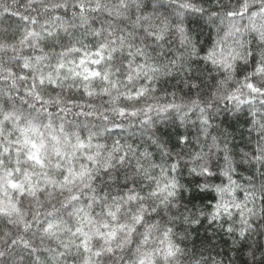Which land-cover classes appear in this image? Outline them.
Here are the masks:
<instances>
[{
  "label": "snow or ice",
  "instance_id": "snow-or-ice-1",
  "mask_svg": "<svg viewBox=\"0 0 264 264\" xmlns=\"http://www.w3.org/2000/svg\"><path fill=\"white\" fill-rule=\"evenodd\" d=\"M0 264H264V0H0Z\"/></svg>",
  "mask_w": 264,
  "mask_h": 264
},
{
  "label": "trees",
  "instance_id": "trees-1",
  "mask_svg": "<svg viewBox=\"0 0 264 264\" xmlns=\"http://www.w3.org/2000/svg\"><path fill=\"white\" fill-rule=\"evenodd\" d=\"M224 3L227 4L228 0H224ZM213 39H215V32L206 28L204 30L202 36H201L202 42L205 45H208L211 43V41ZM160 88L162 90L160 94H163L164 89H166L168 91H177V102H179V98L182 96L185 97V99H187L189 96H193V97L195 96V90H193L192 92H189L187 88H184L183 91H179L176 79L169 80L167 83H162L160 85ZM202 95H204V93H202ZM191 119L195 120V116L191 117ZM226 123H229V121H226ZM233 126L238 127L242 130L244 128L243 119H241L239 125H236L234 123ZM168 132L170 133L173 142H175L177 137L180 135H188L189 138L194 141L195 135L197 132V128L195 126H193L191 123H189V124H186L184 126L171 127L168 129ZM237 138H238V134H237ZM206 227H207V224L205 223V225L199 229L201 238H203L205 236L204 228H206ZM226 240H227L226 237L224 239H218V246L216 248V251H219L221 253H228L229 252V246L230 245L228 242H226ZM197 243H199V240L197 241Z\"/></svg>",
  "mask_w": 264,
  "mask_h": 264
}]
</instances>
